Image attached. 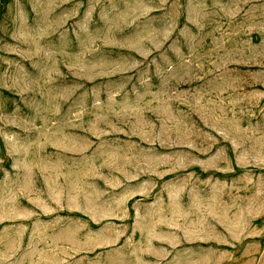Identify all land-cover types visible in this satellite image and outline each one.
Masks as SVG:
<instances>
[{"label":"rangeland","instance_id":"rangeland-1","mask_svg":"<svg viewBox=\"0 0 264 264\" xmlns=\"http://www.w3.org/2000/svg\"><path fill=\"white\" fill-rule=\"evenodd\" d=\"M0 264H264V0H0Z\"/></svg>","mask_w":264,"mask_h":264}]
</instances>
